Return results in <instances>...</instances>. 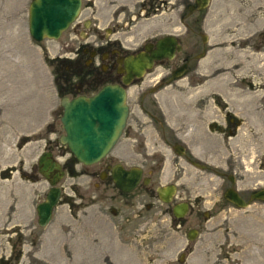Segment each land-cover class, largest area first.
Wrapping results in <instances>:
<instances>
[{
  "label": "rangeland",
  "instance_id": "obj_1",
  "mask_svg": "<svg viewBox=\"0 0 264 264\" xmlns=\"http://www.w3.org/2000/svg\"><path fill=\"white\" fill-rule=\"evenodd\" d=\"M29 2L0 0V99L7 94L19 95L21 84L52 86L42 51L54 56L60 50L61 55H66L65 35L41 43L30 37ZM114 4H123L126 9L133 5L131 0H116ZM102 8L99 5L98 10ZM178 13L167 11L158 18L168 21L161 30L181 33L188 53H193L192 63L188 73L167 86L159 100H185L190 106L199 105L206 123L221 119L217 107L220 103L241 120L236 134L227 140L209 133L204 146L219 153L195 152V158L206 163L207 169L186 164L174 154L156 157L160 164L151 192L160 184L175 183L183 195L195 196L182 223L174 221L172 204H161L156 197L150 199L152 209L142 212L144 217L128 215L130 220L122 222V214L131 209L119 212L116 190H96L81 174L82 165L73 160L76 172L65 173L59 182L61 199L51 221L44 227L37 224L35 207L44 199L49 184L34 170L32 160L37 148L42 151L48 124L54 130L49 135L54 141L63 133L59 120L62 108L54 93L50 95L49 112L40 110V122L34 125V130H39V142H30L22 151L23 170L9 174L6 171L0 178V264H176L175 258L168 255L169 249L185 243L195 246L186 264H264V201L256 200L240 208L223 198L231 186L226 175L235 177L234 186L245 200L251 191L264 187V0H211L206 12L199 16L202 25L190 34L177 23ZM151 24L154 22L135 23L117 30L126 36L127 43L139 42L150 32ZM202 34L207 38L205 44ZM203 47L206 53L197 56ZM178 56L182 58L183 53ZM167 70L156 67L152 75L155 78L146 83L152 84ZM197 100L206 103L202 107ZM27 124L22 121L19 125L26 131ZM128 141L124 137L113 149L114 158L145 163L143 156L131 159L122 154ZM52 150L61 163L70 157ZM4 163L5 159L0 158V164ZM138 206L136 203L135 211ZM112 207L117 215L112 213ZM190 227H195L198 234L187 242L185 233ZM144 230L146 238H142ZM140 250H144L146 263L134 255H141Z\"/></svg>",
  "mask_w": 264,
  "mask_h": 264
},
{
  "label": "flooded vegetation",
  "instance_id": "obj_2",
  "mask_svg": "<svg viewBox=\"0 0 264 264\" xmlns=\"http://www.w3.org/2000/svg\"><path fill=\"white\" fill-rule=\"evenodd\" d=\"M115 1L81 0L78 15L57 39L34 40L41 43L42 41L58 40L65 35L67 37V42L65 43L66 55H61L62 52L60 50H57V54L54 56H49L46 50L42 51L43 61L50 69L52 86L48 83L44 84V86L36 83L30 85L21 84L19 86L23 90H21L19 95L7 94L5 99H0V158L5 159V163L0 164V178L6 171L9 174L23 170L22 151L30 142H39V130H34V125L40 122V110L44 114L49 112L50 97L54 93L59 99L58 104L63 112L62 98L72 99L81 95L91 96L106 85H117L125 91L127 116L121 134L111 149L102 158L91 164H84L76 160L68 145L60 141L61 137L65 135L61 123V113L59 120L63 133L54 141L55 139L49 136L54 130L50 124L46 126L47 138L42 146V151L40 152L37 148L36 157L32 160L36 168L34 170L41 175L39 172V158L46 152H50L55 161L61 165L64 175L65 173L76 172L73 169V160H75L76 163L83 167L81 174L89 179V184L93 185L96 190L108 187L116 190V198H119L117 202L119 212H122V209L125 208L131 209V212L122 214V222L126 223V221H129L131 215V217L135 218L136 216H139V218L144 217L142 212L152 209L153 203L150 199L156 197L161 204H172L170 212L174 221L179 224L182 223V218L191 210L192 204L195 203V196L183 195L182 192H179L175 183L160 184L155 188L154 192H151L149 188L152 185L155 171L159 168L158 164H160L156 157L174 154L179 156L186 164L198 169H207L209 166L206 163H202L201 160L195 158V152L207 155L219 153L204 146L208 143L206 139L209 138V133H215L227 140L236 134L241 120L232 115L231 111L220 103H217V107L222 113L221 119L214 118L206 123L202 119V112L204 111L200 109L199 105L190 106L187 104L189 101L185 100H159L160 95L162 97L161 93L167 86H171L174 81L183 78L188 73L193 53H188L187 46L180 37L181 33L162 31L161 28L166 27L168 21L167 19L160 20L158 18H161L167 11H179L176 19L177 23L185 28V33H193L196 26L202 25V18L200 19L199 16L206 12L211 0L202 9H200L197 0H131L133 5L128 9L123 4L115 5ZM99 5L103 7L101 11L98 10ZM152 21L154 22V24L150 25L152 29L139 42L127 43L126 36L119 35L117 30V28H122L123 26L130 28L135 23L142 25ZM170 22L173 23L174 21L171 20ZM166 36H172L176 39L179 50L176 49L171 57L153 59L151 66L142 69L139 75L135 74L129 68L130 60L139 54H142L143 57L150 55L151 51L156 49L157 42ZM201 39L202 43L205 44L207 38L204 34L201 35ZM76 40H79L77 44H75ZM191 49L194 50L193 47ZM182 53L183 57L179 58L178 55ZM205 53L206 49L203 47L197 56H203ZM159 66L168 68L166 74L152 84L146 83V81H152L155 78L152 75L155 73L156 67ZM27 86L31 89V93ZM25 92L26 94L23 95L22 93ZM196 102L202 104V107L206 103L203 100H197ZM22 121L28 122L26 131L21 129L19 125ZM124 137L129 141L126 143L122 154L131 159H134L135 156H143L145 163H128L121 158H114L112 151ZM53 148L57 150L59 155L68 153L70 157L61 163L53 153ZM195 161L204 165L205 168L195 166ZM150 162L153 165H149ZM115 168H121L128 172L134 169L140 170V178L132 190L124 192L115 185L113 180V170ZM230 176L233 177V182ZM226 177L231 183L228 188L233 187L238 192L234 186L235 177L233 175H226ZM58 184L57 186L62 193V188ZM168 185L175 186V192L168 202H164L159 198L157 189ZM253 191L250 192V195ZM135 193H137L136 197ZM224 193L223 198L226 199ZM238 194L244 201H249V198L245 200L239 192ZM60 197L52 210V215L61 199ZM136 203L139 205L137 211H135ZM180 203L187 204V211L182 217H176L173 208ZM111 210L114 215H117L115 208L112 207ZM125 216L127 217L125 218ZM37 224L39 225L38 215ZM195 230L198 234V230L195 227L186 229L187 242L195 239L194 237L189 240L187 236L188 233ZM143 233L142 238H146L148 234L145 233V230ZM111 234H114V232L111 231ZM141 246L143 245L141 244ZM122 247L124 248L123 245ZM193 247L195 246L189 243L180 244L177 248L169 249L170 254L168 255L173 257V259L175 258L176 264H186ZM143 251L140 250L141 255L134 254L139 257L140 262L146 260L142 257L144 256ZM181 255H183L182 262H180Z\"/></svg>",
  "mask_w": 264,
  "mask_h": 264
},
{
  "label": "water",
  "instance_id": "obj_3",
  "mask_svg": "<svg viewBox=\"0 0 264 264\" xmlns=\"http://www.w3.org/2000/svg\"><path fill=\"white\" fill-rule=\"evenodd\" d=\"M209 0H197L200 9ZM81 0H32L28 8V30L35 41L57 39L63 30L79 13ZM179 50L177 41L166 36L157 42L156 49L148 56L137 55L130 60L129 68L137 75L144 68L151 66L152 60L171 57ZM62 127L65 131L60 139L70 148L75 159L84 164H91L102 158L115 144L125 125L127 106L125 91L117 85H106L91 96H77L72 99L62 98ZM195 166L205 168L195 161ZM39 172L48 181L50 188L45 199L36 206L38 223L45 226L51 219L52 210L57 204L61 189L57 186L64 172L50 152L39 158ZM140 178V170L125 171L121 168L113 170L115 185L124 192L135 187ZM233 182V177L230 176ZM159 198L168 202L175 192V186L168 185L157 189ZM224 197L238 207H247L253 200L264 201V187L252 192L249 201H244L238 192L228 188ZM187 211V204L180 203L173 208L176 217H182ZM197 231L188 233V239L196 237ZM183 261V255L180 262Z\"/></svg>",
  "mask_w": 264,
  "mask_h": 264
}]
</instances>
